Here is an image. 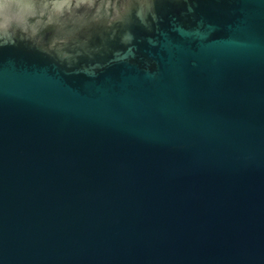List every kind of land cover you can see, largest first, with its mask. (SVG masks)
<instances>
[{
	"label": "water",
	"instance_id": "95a60500",
	"mask_svg": "<svg viewBox=\"0 0 264 264\" xmlns=\"http://www.w3.org/2000/svg\"><path fill=\"white\" fill-rule=\"evenodd\" d=\"M0 33V264H264V0H34Z\"/></svg>",
	"mask_w": 264,
	"mask_h": 264
},
{
	"label": "clouds",
	"instance_id": "9594fccd",
	"mask_svg": "<svg viewBox=\"0 0 264 264\" xmlns=\"http://www.w3.org/2000/svg\"><path fill=\"white\" fill-rule=\"evenodd\" d=\"M34 0H0V33L20 35L31 30Z\"/></svg>",
	"mask_w": 264,
	"mask_h": 264
}]
</instances>
